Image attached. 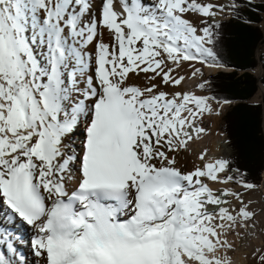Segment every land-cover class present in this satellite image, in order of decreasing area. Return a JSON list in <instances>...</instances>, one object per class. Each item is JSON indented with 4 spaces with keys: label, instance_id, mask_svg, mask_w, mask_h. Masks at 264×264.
Here are the masks:
<instances>
[{
    "label": "snow or ice",
    "instance_id": "obj_1",
    "mask_svg": "<svg viewBox=\"0 0 264 264\" xmlns=\"http://www.w3.org/2000/svg\"><path fill=\"white\" fill-rule=\"evenodd\" d=\"M236 26L260 27L240 99L264 112V0H0V264H233L264 179L226 133L192 147L236 107Z\"/></svg>",
    "mask_w": 264,
    "mask_h": 264
},
{
    "label": "trees",
    "instance_id": "obj_2",
    "mask_svg": "<svg viewBox=\"0 0 264 264\" xmlns=\"http://www.w3.org/2000/svg\"><path fill=\"white\" fill-rule=\"evenodd\" d=\"M260 39L259 26L250 30L240 26L233 28L228 36L229 56L237 70L231 79L223 82L227 94L237 97L236 101H242L236 103V107L223 121V131L232 142L230 144L234 153L232 159L249 174L250 178L257 181L261 180L264 173L263 112L241 106L243 100L240 98L248 95L253 89L254 77L250 75L245 65L253 60L254 49L259 45Z\"/></svg>",
    "mask_w": 264,
    "mask_h": 264
},
{
    "label": "bare ground",
    "instance_id": "obj_3",
    "mask_svg": "<svg viewBox=\"0 0 264 264\" xmlns=\"http://www.w3.org/2000/svg\"><path fill=\"white\" fill-rule=\"evenodd\" d=\"M260 85H258V88ZM211 129V135L205 137L204 141L200 144L193 145L192 152L197 153L203 147H208L210 150V154H217L220 149L223 147L221 145L220 139V123H213L209 125ZM224 151L227 154H230L228 147H224ZM195 162V155H189L187 158L188 166L190 167L192 163ZM254 199L256 200H264V189L258 190L254 193ZM259 210V209H258ZM4 214V210L0 209V216ZM259 225V221H258ZM15 227H19L18 224ZM23 234L27 238V240L31 237L32 232L28 228H24ZM240 234L239 235H232L230 236V241L234 244L235 251L231 253L233 264H250L251 263V256L250 251L255 247H264V227H257L256 230L249 229L247 234H245L242 230H237ZM22 252L25 256H28L29 260L32 257L29 255V250L27 247L21 248Z\"/></svg>",
    "mask_w": 264,
    "mask_h": 264
},
{
    "label": "rangeland",
    "instance_id": "obj_4",
    "mask_svg": "<svg viewBox=\"0 0 264 264\" xmlns=\"http://www.w3.org/2000/svg\"><path fill=\"white\" fill-rule=\"evenodd\" d=\"M258 46H259V45H258ZM258 46H257V47H258ZM239 102H242V101H235V103H239ZM263 120H264V112H263V116H262V127H263ZM223 126H224V123L221 122V123H220L221 132L224 133V131H223ZM263 134H264V127H263ZM227 147H228V150L230 151V156H231V158H232V157L234 156V153H233V151H232V148L230 147V145H228ZM261 179H264V173H263ZM258 182H259V181H258ZM250 264H251V263H250Z\"/></svg>",
    "mask_w": 264,
    "mask_h": 264
},
{
    "label": "water",
    "instance_id": "obj_5",
    "mask_svg": "<svg viewBox=\"0 0 264 264\" xmlns=\"http://www.w3.org/2000/svg\"><path fill=\"white\" fill-rule=\"evenodd\" d=\"M250 72V71H249ZM259 85V84H258ZM263 127H264V120H263Z\"/></svg>",
    "mask_w": 264,
    "mask_h": 264
}]
</instances>
